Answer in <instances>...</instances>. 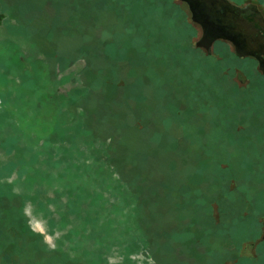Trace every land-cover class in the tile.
Masks as SVG:
<instances>
[{
  "label": "rangeland",
  "instance_id": "374dc122",
  "mask_svg": "<svg viewBox=\"0 0 264 264\" xmlns=\"http://www.w3.org/2000/svg\"><path fill=\"white\" fill-rule=\"evenodd\" d=\"M182 0H0V264H264V74Z\"/></svg>",
  "mask_w": 264,
  "mask_h": 264
},
{
  "label": "flooded vegetation",
  "instance_id": "af4514ba",
  "mask_svg": "<svg viewBox=\"0 0 264 264\" xmlns=\"http://www.w3.org/2000/svg\"><path fill=\"white\" fill-rule=\"evenodd\" d=\"M225 1L227 2V4L229 3L233 8L232 11H230L235 17L233 22L239 24V27L243 29V32H239L235 35L232 34L231 36L227 35L224 37H217L211 41L209 50L205 47L206 50H211V45L215 40H223L232 47V50L237 56L249 57L253 59L257 65V68L262 74H264V0ZM186 4L188 6L187 2ZM239 17L241 19H239ZM193 21L200 26V39L203 33L202 26L199 22L195 20ZM234 39L242 40L241 44L239 45L241 51L236 48Z\"/></svg>",
  "mask_w": 264,
  "mask_h": 264
},
{
  "label": "water",
  "instance_id": "95a60500",
  "mask_svg": "<svg viewBox=\"0 0 264 264\" xmlns=\"http://www.w3.org/2000/svg\"><path fill=\"white\" fill-rule=\"evenodd\" d=\"M184 1L188 3L192 20L199 22L202 26L203 33L196 41V45H202L209 50L213 39L243 32L239 24L233 22L235 17L230 12L233 8L225 0ZM234 41L236 48L240 50L239 45L242 40L234 39Z\"/></svg>",
  "mask_w": 264,
  "mask_h": 264
}]
</instances>
